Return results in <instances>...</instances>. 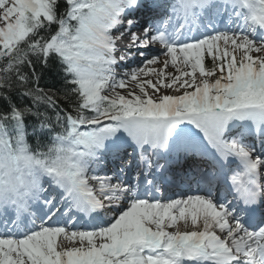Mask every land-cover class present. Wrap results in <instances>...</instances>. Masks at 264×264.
<instances>
[{
	"label": "snow or ice",
	"instance_id": "1",
	"mask_svg": "<svg viewBox=\"0 0 264 264\" xmlns=\"http://www.w3.org/2000/svg\"><path fill=\"white\" fill-rule=\"evenodd\" d=\"M0 90V264H264V0H0Z\"/></svg>",
	"mask_w": 264,
	"mask_h": 264
},
{
	"label": "trees",
	"instance_id": "2",
	"mask_svg": "<svg viewBox=\"0 0 264 264\" xmlns=\"http://www.w3.org/2000/svg\"><path fill=\"white\" fill-rule=\"evenodd\" d=\"M208 64H211L208 62ZM27 72H31V68L26 69ZM35 71L38 75L41 76V79L39 81V87L44 89L45 91H48L50 94L55 93V99L57 101V104L60 106V108H66L68 107V99L63 94V89L65 88V81L62 73V69L59 66V62L51 63L48 67H44L43 65H40L35 68ZM4 90H0V92H3ZM11 97V101L6 100L3 95H0V108L7 105L8 103H13L17 107H24L27 106H33L32 100L27 97H21L16 91H9L7 93ZM35 111V108H33ZM39 111L44 113L46 112L48 116L52 117L54 119L55 112L53 109L47 107L44 104H41L39 107ZM52 114H51V113ZM33 117L31 120L32 127L34 125H37L38 118L36 116ZM32 127L29 130V135L27 136L29 144L33 147V149H36V145L31 143L30 137H33L38 143L43 144H49L50 139L48 137V134L46 132L39 133V139H37V136L32 135ZM43 151L42 149H40Z\"/></svg>",
	"mask_w": 264,
	"mask_h": 264
},
{
	"label": "bare ground",
	"instance_id": "3",
	"mask_svg": "<svg viewBox=\"0 0 264 264\" xmlns=\"http://www.w3.org/2000/svg\"><path fill=\"white\" fill-rule=\"evenodd\" d=\"M125 62H128V61H125ZM156 66H157V65H156ZM157 67H162V66H157ZM167 71H168V72H173L174 69L170 66V67L167 69ZM191 161H192V157L189 158V160H188V164H189ZM189 165H190V164H189ZM184 172H186L185 169L181 172V175H182V176L184 175ZM177 183H180V180H177ZM185 183H187V181H185ZM193 185H194V183H193ZM193 185H192V186H193ZM221 191H223L222 188H221Z\"/></svg>",
	"mask_w": 264,
	"mask_h": 264
},
{
	"label": "rangeland",
	"instance_id": "4",
	"mask_svg": "<svg viewBox=\"0 0 264 264\" xmlns=\"http://www.w3.org/2000/svg\"><path fill=\"white\" fill-rule=\"evenodd\" d=\"M206 67H211V66H210V64H209V66H208V65H206ZM173 72H174V71H173ZM131 86H132L133 88L135 87V85H134V84H132ZM137 91H138V89H137Z\"/></svg>",
	"mask_w": 264,
	"mask_h": 264
}]
</instances>
